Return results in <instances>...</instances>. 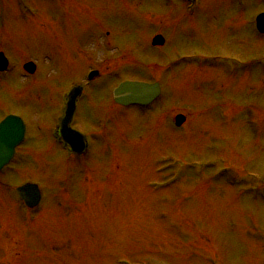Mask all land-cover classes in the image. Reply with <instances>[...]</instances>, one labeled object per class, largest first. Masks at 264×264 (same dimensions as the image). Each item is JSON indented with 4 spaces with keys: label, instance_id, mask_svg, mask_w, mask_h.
<instances>
[{
    "label": "rangeland",
    "instance_id": "obj_1",
    "mask_svg": "<svg viewBox=\"0 0 264 264\" xmlns=\"http://www.w3.org/2000/svg\"><path fill=\"white\" fill-rule=\"evenodd\" d=\"M247 1L237 18L232 0H0L11 63L0 118L27 125L1 173L0 264H264V200L252 192L264 184V40L247 46L246 26L234 29L264 0ZM156 35L163 48L151 47ZM192 54L207 59L193 66ZM91 70L101 76L72 125L92 146L79 160L49 132ZM132 80L162 84L147 114L112 103ZM24 182L43 196L30 215L10 194Z\"/></svg>",
    "mask_w": 264,
    "mask_h": 264
},
{
    "label": "water",
    "instance_id": "obj_2",
    "mask_svg": "<svg viewBox=\"0 0 264 264\" xmlns=\"http://www.w3.org/2000/svg\"><path fill=\"white\" fill-rule=\"evenodd\" d=\"M264 17V15H262ZM163 39L156 37L153 40V45L162 44ZM6 60L2 53H0V71L6 68ZM27 71L33 72L34 66L27 64L24 66ZM77 94V90L70 93V103L67 106L66 120H69L73 110V100ZM159 94L158 85H146L142 83L125 82L119 85L113 93L114 101L120 105L127 106L130 104L146 105L154 100ZM184 121L182 116L176 118V125L179 126ZM65 121L62 124L61 133L63 137L70 143L73 150H76L74 145L77 146L78 152L82 149V138L79 134L67 130ZM13 131L14 134H10ZM68 135V137H66ZM22 138V124L18 118L8 117L0 126V155L3 159L0 160V168L7 163L8 159L13 153L14 146ZM19 197L25 202L26 206L34 207L40 200V194L35 185H25L18 189Z\"/></svg>",
    "mask_w": 264,
    "mask_h": 264
},
{
    "label": "flooded vegetation",
    "instance_id": "obj_3",
    "mask_svg": "<svg viewBox=\"0 0 264 264\" xmlns=\"http://www.w3.org/2000/svg\"><path fill=\"white\" fill-rule=\"evenodd\" d=\"M237 12V18H238V16L240 15V18H244V16L242 17V11H240V10H237L236 11ZM235 23L236 24H238V25H236L235 27H234V29L236 30V31H238V30H241L242 29V25H249V26H246V28H247V34H248V36H252L253 38H251V37H249L250 39H252L251 41H247L246 43H244L245 45H247V43L248 44H250V46L251 45H254V44H257L258 43V41L257 40H264V34H262V33H259L257 30H256V28H255V26L253 25L252 26V21L251 20H249V17L247 18V20H245V22H244V20H238L237 19V22L235 21ZM248 46V45H247ZM236 61L237 62H239V63H241L242 62V58L240 57H237L236 58ZM1 174V173H0Z\"/></svg>",
    "mask_w": 264,
    "mask_h": 264
}]
</instances>
